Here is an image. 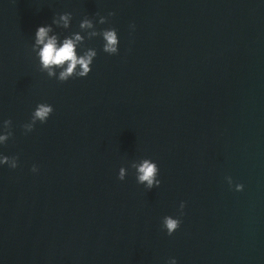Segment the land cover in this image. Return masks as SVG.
<instances>
[{
  "label": "water",
  "instance_id": "95a60500",
  "mask_svg": "<svg viewBox=\"0 0 264 264\" xmlns=\"http://www.w3.org/2000/svg\"><path fill=\"white\" fill-rule=\"evenodd\" d=\"M68 12L70 28L52 23ZM44 25L97 52L87 78L40 69ZM108 28L119 55L88 36ZM40 103L54 113L26 134ZM5 134L19 167H0V264H264V3L0 0ZM145 158L160 168L151 191L136 181ZM165 216L181 219L173 236Z\"/></svg>",
  "mask_w": 264,
  "mask_h": 264
},
{
  "label": "clouds",
  "instance_id": "9594fccd",
  "mask_svg": "<svg viewBox=\"0 0 264 264\" xmlns=\"http://www.w3.org/2000/svg\"><path fill=\"white\" fill-rule=\"evenodd\" d=\"M264 3V0H261ZM115 13H109V16H114ZM98 23L103 25L109 22L108 17L99 16ZM73 20L72 13H63L54 17L52 23L58 27L68 29L71 27ZM81 30L94 28V23L90 19H84L80 22ZM134 29V25L131 26ZM52 25L40 26L35 31V46L34 51L38 57L40 69L47 73V76L54 78L59 82H68L74 77L87 78L93 69L94 62L98 56L93 49L81 53L79 51L80 44L84 40V36L80 33H74L72 36H66L63 39L59 35L53 34ZM101 35L104 41L103 51L108 55H119L120 52V37L115 28L103 29L102 32L92 31L88 33L89 37ZM54 113L52 105L40 103L36 106L32 114V124H25L26 134L35 130L36 122L46 124ZM10 121H5V126L9 125ZM9 136L7 134L0 135V145L7 142ZM7 166L11 169L19 167V157H9L0 153V167ZM138 184L143 185L147 190L151 191L154 188H159L162 184L160 179L159 165L152 159L145 158L138 165H135ZM33 173H38L39 169L36 166L32 168ZM127 178V170L121 168L119 170L118 179L124 181ZM230 186L233 185L231 177L227 178ZM235 191H244L243 184H236ZM186 207L185 203L180 204V215ZM181 227V219L173 216H165L162 220V228L168 234L173 236ZM168 264H178V261L173 258Z\"/></svg>",
  "mask_w": 264,
  "mask_h": 264
}]
</instances>
